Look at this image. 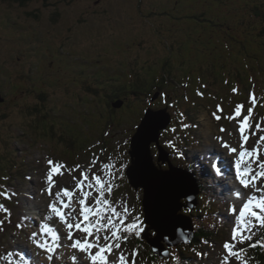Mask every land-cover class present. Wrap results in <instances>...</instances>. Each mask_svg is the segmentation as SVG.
Wrapping results in <instances>:
<instances>
[{
	"label": "rangeland",
	"instance_id": "obj_1",
	"mask_svg": "<svg viewBox=\"0 0 264 264\" xmlns=\"http://www.w3.org/2000/svg\"><path fill=\"white\" fill-rule=\"evenodd\" d=\"M253 1L29 0L22 5L16 0H0V98L4 100L0 102V178L8 177L0 179L3 186L0 192L7 188L14 191L10 190L11 194L7 191L10 199L0 196V204L8 210L0 211V220L4 221L0 225L4 229L0 231V251L11 245L17 258V253L34 254L35 249L36 253L28 256L34 264L66 261L74 264L73 257L76 264H90L85 253L70 252L72 248L68 244L57 248L52 261L47 259V253L36 248L31 250L26 244L35 222L38 226L44 222L36 197L48 196L41 191L47 171L45 158L65 165L61 169L63 175L53 177L52 192L55 194L61 189L73 192L63 200L64 203L71 200L75 209L72 214L83 223L81 227L86 222L80 215L78 200L84 198L85 206L92 209L96 205L91 197L81 195V191H90L89 180L76 191L80 170L68 171L76 165L85 171L90 169L89 178L98 175L101 179H110L102 171V163L117 167L126 164L123 173L111 180L113 187L110 193L105 192L104 198L121 212L126 203L129 209H134L133 215L140 214L143 219V190L135 191L128 184L125 171L131 163V137L147 109H170L171 126L163 132L160 142L172 166L189 168L177 150L181 142L185 146L180 150L194 151L190 157L206 162L209 173L213 172L211 162L216 156L212 149L220 148L214 137L220 136L238 152L241 143L248 144L249 148L244 149L253 153L249 159L259 157L252 164L258 171L259 160H264V145L260 142L257 146L259 137L253 120L250 119L251 127L245 129L246 141L238 131V121L249 107L253 115L263 116L258 123L264 131V42L251 39L246 21L247 16L249 19L252 16L249 8ZM258 3L262 5L264 0ZM242 20L247 28L242 27ZM163 78L169 83L160 89ZM138 79L141 92L136 98L127 90L137 88ZM154 87L160 91L156 88L152 91ZM122 88L126 91L120 92ZM233 88L237 89L236 93ZM198 91L203 93L202 97L197 95ZM154 92H160V96L152 102ZM250 93L254 94V105L250 102ZM119 99L124 105L116 109L113 105ZM218 104L223 112L217 114L222 118L215 120L211 114ZM237 104L244 105L241 117L224 119ZM181 120L193 126L181 131ZM172 128H176L175 133ZM169 142L175 144V149L169 147ZM158 154L153 145L151 155L155 162ZM97 157V164L93 166L91 161ZM161 166L168 169L167 164ZM194 167L197 165L189 169L192 171ZM253 182L258 188L264 186V176ZM214 185V199L207 205L224 216L217 217L219 223H224V239L217 245L218 260L210 261L222 264V258L227 255L223 244L231 240L235 219L227 210L230 203H235L238 215L243 200L230 198L229 193L235 186L231 178H215ZM91 191L93 196L97 195L94 189ZM244 191L247 195L260 196L252 189ZM12 193L17 195L13 198ZM221 197L229 203L228 207L224 200L221 206L216 204ZM201 199L205 206L210 200L205 196ZM35 204L39 218H33L34 212L28 211ZM111 207L101 206L102 215L111 214ZM89 220H93L91 215ZM19 223L24 226L18 229ZM258 226L248 225V229ZM73 236L94 239L78 230ZM64 239L68 240L66 235ZM246 242L237 247H244ZM121 253L128 257L125 264H132L129 251L121 246L103 255L109 264H120ZM137 256L138 253L134 264H140ZM3 257L0 253V264ZM230 264H240V261L232 260Z\"/></svg>",
	"mask_w": 264,
	"mask_h": 264
},
{
	"label": "snow or ice",
	"instance_id": "obj_2",
	"mask_svg": "<svg viewBox=\"0 0 264 264\" xmlns=\"http://www.w3.org/2000/svg\"><path fill=\"white\" fill-rule=\"evenodd\" d=\"M233 93L237 92L236 88L232 89ZM197 95L203 96V93L197 92ZM250 102L255 104L254 94L250 93ZM244 105L237 104L233 109L232 114L223 117L228 120H235L238 117H241L242 110ZM223 109L218 104L216 106V110L212 112V117L215 120H220L222 117L217 113H222ZM248 115H244L239 121L238 131L241 134L242 140L246 141L247 137L244 136V132L246 127H251L250 116L252 113V107L247 109ZM183 114H181L182 116ZM193 125H189L180 121L181 131L186 130ZM261 127L260 124L256 125V128L259 129ZM171 131L173 133L176 132V128H172ZM221 132H225V129L221 128ZM231 135V133H228ZM108 135V133H105ZM255 135V133H253ZM219 147L225 150L223 153H216V159L211 162V168L214 173V178H232L234 180L235 187L232 191H230L229 196L232 200H243L242 206L239 209L237 215V207L235 203H230L228 207L229 216L234 217V226L231 230V240L226 241L223 244V249L227 252V256L224 258L223 264H229L228 257H235L237 261H241V264H246L245 261L242 260L241 252L242 249H238V244H244L245 241L251 242L249 244L250 247H257L259 244L260 247H264V242L255 241L253 242V234L250 229H248V225L256 226L257 224L264 228V186L260 188L257 187L256 183L253 181L256 180L257 177L264 176V160H259L257 165L258 171H255L252 168V164H256L259 157H255L250 161L246 159V157H252L253 153L244 149L243 143L240 144V151H237V148L231 147L223 137L216 136L214 137ZM264 141V136H260L257 141V146L259 147L260 142ZM127 143V141H125ZM169 147L175 149V144L169 142ZM253 151H256L255 149ZM182 155V153H180ZM227 157V158H226ZM46 159V176L43 179L44 187H42V193L46 192L49 197H52L51 202H46L45 204V213L43 214L44 221H51L53 218H58V220L64 224L67 239L71 241L70 247L75 249L78 252L85 253L87 255L90 264H107V257L103 255L105 252H111L113 247L120 248V241H126L129 236H135L137 238L141 237L142 233L146 231L145 221L142 219L140 214L133 215L134 209H129L127 204L125 203L121 211H117L115 207H111L110 201L105 199V192H111L113 184L111 180L118 178L117 174H122L123 169L127 167L126 164H121L117 167L114 164L110 163H102L101 169L102 171H106L108 177L110 179H101L98 175H92L89 178V172L80 168V165H76L73 169H68L69 172L80 170V181H78L76 185V191H80L83 187V182L85 180H89L88 188L90 191L82 192L81 195L85 198L91 197L95 202L96 208L92 209L85 206V199L81 198L78 200L80 205V215L83 217V221L86 222L85 227H81V223L78 221L77 217L72 213L75 212V209H72L70 212L65 213L63 211L68 205L64 203V196H72L73 192L68 191L67 189H61L60 192L55 193L53 195L52 189L54 187V175H63L61 169L65 168V165L60 161H55L50 158ZM99 158H94L91 161V164L95 166L97 164V160ZM255 172V175L251 173ZM0 179L7 180L8 177H2ZM27 179H31V177H27ZM73 179H76L73 177ZM94 181V183H92ZM0 187H3L0 185ZM91 189H94L97 193L96 196L92 195ZM252 189L255 192L260 193V196L256 195H247L244 190ZM15 195V193H12ZM247 195V199L245 196ZM0 196H3L5 199H10V196L7 191L0 192ZM101 206H104L105 209L111 207V214L102 215ZM0 211L7 212L8 210L4 207L3 204H0ZM186 212H191V208H187L185 206ZM93 217V220H89V216ZM115 218V219H114ZM24 220H30L29 217H24ZM74 221H77L74 223ZM4 221L0 220V225H3ZM34 223V222H33ZM23 223H19L16 227L22 228ZM123 226V227H122ZM73 229L78 230L80 232H87L88 236H94L92 241H89L87 237L81 239H74ZM3 227H0V231H3ZM122 231L127 233V235L121 236L118 235V232ZM178 236L182 237V243L185 245L190 244V239L188 238L186 233H183L180 228L176 229ZM27 241L33 245L36 249H39L45 253H47V259L49 261L53 260V254L56 249L59 248L60 240L62 239L60 233L55 230L53 227L49 226L48 223L42 222L39 225L38 231H33L31 235L26 237ZM201 243L209 244L208 240H202ZM96 249L93 253L92 249ZM193 253L196 257H203L205 255L201 251H197L195 248L192 249ZM137 255V249H133L131 256L133 258L132 264H134V258ZM170 257L172 264H180L179 256L176 253H167ZM13 258V253L9 252L3 259L10 260ZM18 264L22 262V264H34V262L25 256L24 253H19ZM128 260V257L121 253L120 264H125ZM74 264H76V257H73Z\"/></svg>",
	"mask_w": 264,
	"mask_h": 264
},
{
	"label": "water",
	"instance_id": "obj_3",
	"mask_svg": "<svg viewBox=\"0 0 264 264\" xmlns=\"http://www.w3.org/2000/svg\"><path fill=\"white\" fill-rule=\"evenodd\" d=\"M158 96L159 93L155 94L152 101ZM0 102H3L1 98ZM123 105V101H118L113 107L118 109ZM170 123L171 116L166 108L146 111L131 139L129 152L131 166L127 170L130 185L136 190L143 189L142 206L147 227L142 238L160 260L170 258L167 255L168 249L185 245L182 243L183 238L176 232L177 228L187 234L190 244L193 241L195 235L193 221L183 215L182 211L185 206L194 210L198 195L196 182H190L188 179L192 177L186 172L170 164L168 170L155 167L151 155L153 144H156L159 150L158 162L162 164L168 162V155L160 146V137Z\"/></svg>",
	"mask_w": 264,
	"mask_h": 264
},
{
	"label": "trees",
	"instance_id": "obj_4",
	"mask_svg": "<svg viewBox=\"0 0 264 264\" xmlns=\"http://www.w3.org/2000/svg\"><path fill=\"white\" fill-rule=\"evenodd\" d=\"M16 1L24 5L29 0ZM249 10L252 16L250 19L248 18V16L246 17V21L248 22V25L250 27L248 35L251 36V39L253 41L264 42V40L259 39V37H264V3H262L261 5L258 3V0H254L251 3V7L249 8ZM258 31L259 34L255 33ZM162 80L163 81L160 83V85L163 84L164 81L169 83L168 81L164 80V78ZM139 81V79L136 81L137 88H130V90H127V92L131 93L136 98L137 95H139V93L141 92V83ZM156 89L159 90L158 88ZM119 91H126V89L122 88ZM130 99L132 100L131 97ZM184 152L189 153L186 149L184 150ZM195 176L199 180V176ZM205 186L206 185L204 184L200 185V189L201 187H203L201 189L202 196H205L207 193H204ZM11 191L13 190L11 189ZM209 196L211 198L213 197L211 194ZM198 207L203 208L204 210L199 211V209H197L196 211L187 213V215L192 218L195 225V237L192 243L189 246H178L170 250V252L176 253L179 256L180 264H212V262L210 261L211 258L206 259V255L212 251L210 253V257L214 256L217 250L218 242H221L222 239H224L223 231H217L216 229L210 226V223L208 221H206L207 216H215L220 218H223L224 216L218 213L217 210L209 208V206H207L208 208H204V206H201V203ZM252 234L253 242H264V228L255 230ZM202 240H208L209 244L201 243ZM128 243L133 244L135 249L142 251L140 255V259L142 260V262H145L147 264H172L171 259H169L168 261H159V259L153 255L150 248L145 244V242L140 239V237L137 238L135 236H131V238L128 239ZM250 243L251 242H248L246 243L245 247H241V249L243 250L241 252L242 260L245 261L246 264H264V247H260L258 244L257 247L253 248L249 246ZM193 248H195L197 251H201L205 255H203V257H196L192 251Z\"/></svg>",
	"mask_w": 264,
	"mask_h": 264
},
{
	"label": "bare ground",
	"instance_id": "obj_5",
	"mask_svg": "<svg viewBox=\"0 0 264 264\" xmlns=\"http://www.w3.org/2000/svg\"><path fill=\"white\" fill-rule=\"evenodd\" d=\"M256 116V115H255ZM257 117V116H256ZM259 117V116H258ZM244 147L246 148V149H248L249 148V146H248V144H246V145H244ZM213 150V152H215V154L216 153H220V151H221V153L222 152H224L225 150H221L220 148L219 149H212ZM219 151V152H218ZM215 154H214V156H215ZM227 158V157H226ZM246 159H248L249 161H250V159H249V157L247 158L246 157ZM231 180L232 181H234L232 178H231ZM234 186V185H233ZM235 187V186H234ZM54 192L55 191H53V195H55L54 194ZM44 198L45 197H36V199H37V202H38V204L40 205V208H41V211H42V215L45 213V204H46V202H51V199H52V197H49V196H46V198H45V200H44ZM29 209H28V211H33L34 213L32 214V217L34 218V217H38L39 218V213H38V210H37V207H36V204L31 208L30 206L28 207ZM73 208H72V204L70 203L69 205H68V208H64L63 209V211L65 212V213H67V212H70L71 210H72ZM44 221V220H43ZM44 222H46V223H48L49 224V226H51V227H53L55 230H57V231H61V237H62V239L60 240V245H61V248L64 246L63 244H68V245H70L71 244V241H69V240H65L64 239V235H66V237H67V232H66V229H65V226H64V224H62L59 220H58V218H53L51 221H44ZM81 224H83L82 222H81ZM39 230V226H38V224L36 225V222H35V224H34V226H33V228H31L30 229V231L29 232H33V231H38ZM76 233H77V230H74L73 231V234L74 235H76ZM28 235V234H27ZM80 238V237H79ZM78 238V239H79ZM26 244L27 245H29V247L31 248V250L33 249V248H35L33 245H31L28 241H27V239H26ZM12 248H13V246H8V247H5V248H3L1 251H0V253L1 254H3V256L5 257L6 255H7V253H9V252H12L13 253V258H11L10 259V262L9 263H4V261L6 260V259H3L2 261H1V264H18V260L16 259V255H15V250H12ZM133 249H135V247H134V245L133 244H131V243H128V245H127V250L129 251V253L130 252H132V250ZM34 250V254L36 253V250L35 249H33ZM30 251V250H29ZM93 251V250H92ZM70 252H75V253H77L76 252V250L75 249H71V251ZM94 252V251H93ZM18 255H19V253H17ZM34 254H31V253H26L25 254V256H33ZM68 258H69V256H67ZM66 258V257H65ZM20 263H22V262H20ZM64 264H68V261H66Z\"/></svg>",
	"mask_w": 264,
	"mask_h": 264
}]
</instances>
